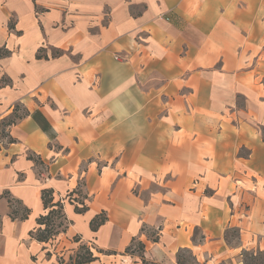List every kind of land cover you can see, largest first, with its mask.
Masks as SVG:
<instances>
[{
	"label": "crops",
	"instance_id": "crops-1",
	"mask_svg": "<svg viewBox=\"0 0 264 264\" xmlns=\"http://www.w3.org/2000/svg\"><path fill=\"white\" fill-rule=\"evenodd\" d=\"M42 188L68 221L47 241ZM76 237L84 264L264 251V0H0V264Z\"/></svg>",
	"mask_w": 264,
	"mask_h": 264
},
{
	"label": "trees",
	"instance_id": "trees-1",
	"mask_svg": "<svg viewBox=\"0 0 264 264\" xmlns=\"http://www.w3.org/2000/svg\"><path fill=\"white\" fill-rule=\"evenodd\" d=\"M15 109H17L16 106ZM35 161L39 165L42 164L38 159H35ZM41 199L44 208L47 209V212L43 215H40L37 218V222L40 225H43V227L39 226L34 231H31V236L35 237L39 241H47L56 236L58 233L64 231L67 227L68 221L63 212L62 201H53L51 188L41 189ZM8 200L9 205L11 206V217H16L19 215L20 218H23L27 215V208H23L19 203H15V201L10 198ZM75 209L78 212H82L86 209V204L81 201V206L76 205ZM104 220L105 216L102 214L95 216L90 221L91 229H96L101 223L104 222ZM75 240H78V238L76 237ZM132 249L137 250L142 256L143 244L137 239H133L131 244L126 247V251H131ZM242 254L243 264H264V251L244 250ZM94 258L95 256L89 247L84 243H80L74 253V257L69 258L68 264H84L90 262ZM176 264H199V262H197L188 248H181L176 253Z\"/></svg>",
	"mask_w": 264,
	"mask_h": 264
},
{
	"label": "rangeland",
	"instance_id": "rangeland-1",
	"mask_svg": "<svg viewBox=\"0 0 264 264\" xmlns=\"http://www.w3.org/2000/svg\"><path fill=\"white\" fill-rule=\"evenodd\" d=\"M55 237V236H54ZM54 237H52L51 239H53ZM75 241H77V242H80L79 241V238H78V240H75ZM80 243H84V244H86L88 247H89V249H90V245H88L86 242H80ZM79 243V244H80ZM79 246V245H78ZM78 246H77V248H78ZM77 248L71 253V254H69L68 255V257L65 259V258H63V256L61 255V257H60V259H57V255H56V261H57V264L59 263V264H68V261H69V258L70 257H74V253H75V251L77 250ZM91 250V249H90ZM92 251V250H91Z\"/></svg>",
	"mask_w": 264,
	"mask_h": 264
},
{
	"label": "built area",
	"instance_id": "built-area-1",
	"mask_svg": "<svg viewBox=\"0 0 264 264\" xmlns=\"http://www.w3.org/2000/svg\"><path fill=\"white\" fill-rule=\"evenodd\" d=\"M44 175V174H43ZM44 177L46 178V175H44ZM90 249L92 250V248L90 247ZM60 257H61V254H59V255H57V259H60ZM56 259V260H57ZM57 262V261H56Z\"/></svg>",
	"mask_w": 264,
	"mask_h": 264
}]
</instances>
